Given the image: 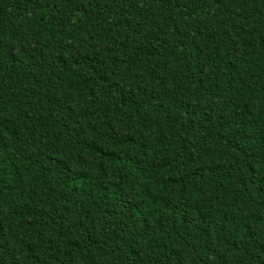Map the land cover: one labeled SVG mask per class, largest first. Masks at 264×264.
Returning <instances> with one entry per match:
<instances>
[{"label":"trees","instance_id":"obj_1","mask_svg":"<svg viewBox=\"0 0 264 264\" xmlns=\"http://www.w3.org/2000/svg\"><path fill=\"white\" fill-rule=\"evenodd\" d=\"M0 264H264V0H0Z\"/></svg>","mask_w":264,"mask_h":264}]
</instances>
